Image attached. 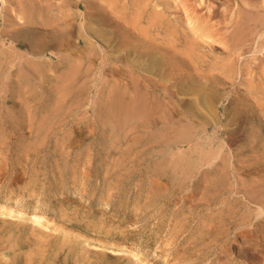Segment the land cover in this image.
Instances as JSON below:
<instances>
[{"label":"rangeland","instance_id":"1","mask_svg":"<svg viewBox=\"0 0 264 264\" xmlns=\"http://www.w3.org/2000/svg\"><path fill=\"white\" fill-rule=\"evenodd\" d=\"M263 4L0 0V264H264Z\"/></svg>","mask_w":264,"mask_h":264},{"label":"bare ground","instance_id":"2","mask_svg":"<svg viewBox=\"0 0 264 264\" xmlns=\"http://www.w3.org/2000/svg\"><path fill=\"white\" fill-rule=\"evenodd\" d=\"M83 2H85V4H86V2L88 1V0H82ZM110 1V0H109ZM144 1V0H143ZM145 1H147V0H145ZM239 1V0H238ZM244 1V0H243ZM198 2H199V4L200 5H202L203 3H205V0H198ZM115 3V2H114ZM245 4H247V5H251V7H252V4L253 3H249V2H246L245 1ZM210 5V4H209ZM258 5H260V3L258 4ZM258 5H257V7H258ZM264 5V4H263ZM87 6V5H86ZM199 6V5H198ZM213 6V5H212ZM255 6V5H254ZM243 7H244V5H243ZM260 7V6H259ZM258 7V8H259ZM244 8H246L247 9V7H244ZM209 9H211L210 7H209ZM241 9V8H240ZM250 9H252V8H250ZM262 9V8H261ZM247 10H249V9H247ZM263 10H264V6H263ZM241 11V10H240ZM250 11V10H249ZM81 13V12H80ZM254 13V12H253ZM221 15H222V12H221ZM255 15H256V13H255ZM246 17V16H245ZM89 19V18H88ZM84 21V20H83ZM81 22V21H80ZM243 23V22H242ZM82 25V24H81ZM246 25V24H245ZM238 28V27H237ZM247 31V30H246ZM166 46V45H165ZM13 54V53H12ZM20 54V53H19ZM24 55V54H23ZM14 56V55H13ZM154 83H155V81H154ZM155 98V97H154ZM9 201H11L10 200V198H5V199H2L1 201H0V203L3 205V207L5 206V204L6 203H8ZM12 205V204H11ZM6 207H8V206H6ZM9 208V207H8ZM10 210V212H12V214H16V213H20V214H23V213H32V214H34L35 216H36V219H37V221H39L40 219H42V217H43V215L45 214V212L46 211H44V210H42V209H40V207H38L37 205H35V206H23L22 204H20V201H16L15 202V205L13 206V207H11V208H9ZM38 214L40 215L39 217H38ZM46 216V215H45ZM44 216V217H45ZM129 248V247H128ZM143 251H141V250H137V253H142ZM145 253V252H144Z\"/></svg>","mask_w":264,"mask_h":264}]
</instances>
